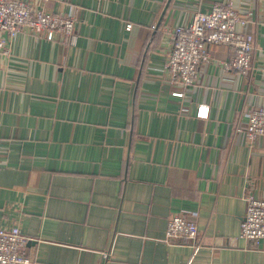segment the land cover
<instances>
[{
	"label": "crops",
	"instance_id": "crops-1",
	"mask_svg": "<svg viewBox=\"0 0 264 264\" xmlns=\"http://www.w3.org/2000/svg\"><path fill=\"white\" fill-rule=\"evenodd\" d=\"M222 1L47 0L75 17V43L21 30L0 54V227L17 225L39 264H264V239L239 235L244 195L264 197V137L232 133L264 107V0L247 76L218 45L184 96L166 81L164 27ZM182 211L195 253L164 240Z\"/></svg>",
	"mask_w": 264,
	"mask_h": 264
},
{
	"label": "built area",
	"instance_id": "built-area-1",
	"mask_svg": "<svg viewBox=\"0 0 264 264\" xmlns=\"http://www.w3.org/2000/svg\"><path fill=\"white\" fill-rule=\"evenodd\" d=\"M47 0H0V54H8L10 40L21 30L43 35L48 40H64L73 44L77 32L75 17L49 13L43 8ZM241 4L238 5V3ZM251 0H223L207 11H195L191 21L164 27L169 38L165 61L166 81L176 86L172 93L184 96L186 87L199 80V67L213 62L216 47L230 48L229 58L221 65L226 71L248 75L252 70L251 57L255 49L254 35L246 30L252 21ZM130 23L126 24L129 28ZM155 29V24L150 26ZM208 109L200 105L197 116L207 117ZM246 119L234 125L241 143L253 145L264 137V107L246 111ZM245 213L240 223V237L257 241L264 239V197L244 195ZM164 240L167 243L188 245L195 253L200 247V232L193 215L177 212L167 219ZM28 238L17 225L0 227V264H39L26 250Z\"/></svg>",
	"mask_w": 264,
	"mask_h": 264
},
{
	"label": "water",
	"instance_id": "water-1",
	"mask_svg": "<svg viewBox=\"0 0 264 264\" xmlns=\"http://www.w3.org/2000/svg\"><path fill=\"white\" fill-rule=\"evenodd\" d=\"M167 4H168V1H167V3L165 4V8H164V10H163V13L165 12V10H166V6H167ZM162 13V14H163Z\"/></svg>",
	"mask_w": 264,
	"mask_h": 264
}]
</instances>
